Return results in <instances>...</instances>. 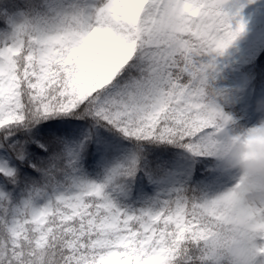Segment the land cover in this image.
I'll use <instances>...</instances> for the list:
<instances>
[{"label": "snow or ice", "instance_id": "snow-or-ice-1", "mask_svg": "<svg viewBox=\"0 0 264 264\" xmlns=\"http://www.w3.org/2000/svg\"><path fill=\"white\" fill-rule=\"evenodd\" d=\"M17 7L0 34V264H179L207 235L201 220L233 201L264 240V206L192 179L231 122L208 89L245 31L233 0H3L0 12Z\"/></svg>", "mask_w": 264, "mask_h": 264}, {"label": "clouds", "instance_id": "clouds-1", "mask_svg": "<svg viewBox=\"0 0 264 264\" xmlns=\"http://www.w3.org/2000/svg\"><path fill=\"white\" fill-rule=\"evenodd\" d=\"M208 94L215 102L218 93L212 82ZM258 111L264 112V101L258 104ZM259 128H264V120ZM248 133L233 135L229 123L218 121L216 134L210 141L209 158L214 171L231 176L234 185L240 186L246 204L264 206V132L251 136ZM239 208L240 203L233 201L220 209L217 222L210 228V221L203 218L201 223L207 235L183 247L179 264H258L264 252L260 251L256 233Z\"/></svg>", "mask_w": 264, "mask_h": 264}, {"label": "trees", "instance_id": "trees-1", "mask_svg": "<svg viewBox=\"0 0 264 264\" xmlns=\"http://www.w3.org/2000/svg\"><path fill=\"white\" fill-rule=\"evenodd\" d=\"M16 2L19 4L21 0H16ZM0 3H3V0H0ZM23 10L22 7L5 8L3 12H0V16H5V18H0V34L11 32L5 19L21 16ZM258 32L244 31L245 42L241 52L233 60L231 69H224L218 75L219 95L223 97L226 104H236L238 100L240 103V99L247 94L251 103L257 104L264 101V38H261ZM241 80L246 81L247 87L236 91V85ZM222 176L213 170V162L207 166L199 162L193 163L192 179L196 183H216ZM206 177H211V181Z\"/></svg>", "mask_w": 264, "mask_h": 264}, {"label": "rangeland", "instance_id": "rangeland-1", "mask_svg": "<svg viewBox=\"0 0 264 264\" xmlns=\"http://www.w3.org/2000/svg\"><path fill=\"white\" fill-rule=\"evenodd\" d=\"M234 10L240 11L239 19H242L245 24L246 31H257L259 35L264 38V0H255V2H249V0H233ZM17 21L21 19L20 15L15 17ZM244 32L238 37L233 45L226 51L223 56L217 58L216 70L214 72L215 80L212 81L218 93L216 103L224 114L231 118L229 123V131L235 134H242L250 131L251 129L260 126L261 120H264V112L258 111V104L251 103L249 101L248 94L240 99L236 104H226L223 97L219 95V80L218 75L224 71V69H231L232 62L236 58V55L241 52L242 45L245 42ZM246 81L241 80L236 85V91L244 90L246 88ZM251 89V88H248ZM248 103V105H247ZM219 184L225 187L234 186L235 181L229 175H223L221 179L217 181ZM216 182V183H217ZM216 195L215 190L209 192V198H214ZM258 246H264V240L257 241ZM260 262H264V256L260 257ZM258 262V264H260Z\"/></svg>", "mask_w": 264, "mask_h": 264}]
</instances>
